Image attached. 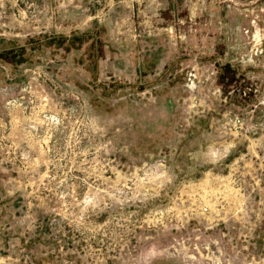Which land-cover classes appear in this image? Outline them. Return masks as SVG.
I'll return each instance as SVG.
<instances>
[{
  "label": "rangeland",
  "instance_id": "374dc122",
  "mask_svg": "<svg viewBox=\"0 0 264 264\" xmlns=\"http://www.w3.org/2000/svg\"><path fill=\"white\" fill-rule=\"evenodd\" d=\"M0 264H264V0H0Z\"/></svg>",
  "mask_w": 264,
  "mask_h": 264
}]
</instances>
